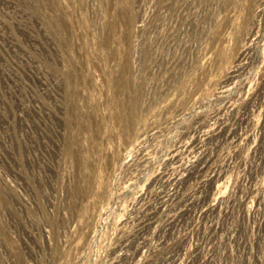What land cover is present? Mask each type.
<instances>
[{
    "label": "rangeland",
    "instance_id": "374dc122",
    "mask_svg": "<svg viewBox=\"0 0 264 264\" xmlns=\"http://www.w3.org/2000/svg\"><path fill=\"white\" fill-rule=\"evenodd\" d=\"M0 264H264V0H0Z\"/></svg>",
    "mask_w": 264,
    "mask_h": 264
}]
</instances>
